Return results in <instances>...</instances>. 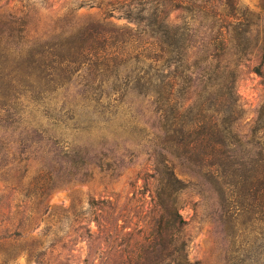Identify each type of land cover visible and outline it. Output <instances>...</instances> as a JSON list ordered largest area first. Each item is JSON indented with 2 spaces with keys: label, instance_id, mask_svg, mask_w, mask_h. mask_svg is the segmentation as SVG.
<instances>
[{
  "label": "rangeland",
  "instance_id": "rangeland-1",
  "mask_svg": "<svg viewBox=\"0 0 264 264\" xmlns=\"http://www.w3.org/2000/svg\"><path fill=\"white\" fill-rule=\"evenodd\" d=\"M145 1L161 3L170 25L192 21L199 45L208 41L211 14L241 9L253 35L247 43L264 46V0H0L2 21L29 22L15 31L0 26V264H119L154 226L156 141L143 90L128 86L139 69L122 70L115 83L116 72L102 75L77 54L87 26L134 28L122 11ZM248 60L235 84L242 125L264 107V78L254 71L264 52ZM175 172L192 182L182 165ZM178 200L191 263L264 264L256 223H224L192 186Z\"/></svg>",
  "mask_w": 264,
  "mask_h": 264
},
{
  "label": "trees",
  "instance_id": "trees-1",
  "mask_svg": "<svg viewBox=\"0 0 264 264\" xmlns=\"http://www.w3.org/2000/svg\"><path fill=\"white\" fill-rule=\"evenodd\" d=\"M144 5L122 11V19L134 28L117 30L98 21L78 39L77 54L84 63H92L102 75L116 72L115 83L122 70L137 66L139 75L130 76L128 86L143 90L148 125L156 141L151 178L157 182L158 218L135 243L136 252L124 251L119 264H199L191 263L186 254L188 241L182 234L187 222L178 200L191 186L212 202L215 215L224 223L254 222L264 232V107L252 125H242L243 110L235 91L238 68L256 52H264V46L247 43L253 35L245 29L241 9L211 14L212 23L204 33L208 41L199 45L194 40L202 33L192 28V21L183 27L170 25L161 3L145 1ZM14 17L6 22L0 17V26L28 28L27 16L20 21ZM5 35L2 30L0 44ZM233 38L237 44L229 46ZM133 52H137L135 58L118 61ZM228 55L234 60L228 61ZM254 71L264 78V62ZM176 164L186 168L192 182L176 175Z\"/></svg>",
  "mask_w": 264,
  "mask_h": 264
}]
</instances>
